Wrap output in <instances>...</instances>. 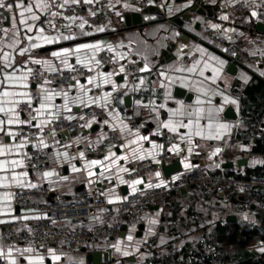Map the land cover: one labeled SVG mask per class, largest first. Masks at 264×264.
Instances as JSON below:
<instances>
[{
    "label": "crops",
    "instance_id": "1",
    "mask_svg": "<svg viewBox=\"0 0 264 264\" xmlns=\"http://www.w3.org/2000/svg\"><path fill=\"white\" fill-rule=\"evenodd\" d=\"M16 2L17 0H5V4H13V9L7 10L5 29L8 31L7 34L4 31L0 39V80L4 79L5 72L11 73L13 70L17 76L27 75L28 88L9 87L8 90L29 92L31 102L35 90L40 97V101L33 105L34 116L30 127L26 123L8 125L7 116L0 113V119L5 121V131L0 132V144L24 145L7 155L0 156V161L23 162L18 166L9 163L6 166L7 170H0V180L7 177V180L0 183V248L5 254L9 248H12L13 256L17 258L19 264H28L26 256L43 257V264L93 263L88 260L90 253L82 249L70 251L62 247L38 250L28 244L6 243L3 240L2 230L7 222L26 226L37 219L44 218V214L39 211L17 206L14 201L16 191H37L42 187H48L52 191L50 199L45 200L42 197L34 199L35 203L41 204L58 197L69 200L83 189L97 190L108 203L119 205L131 194L166 187L184 174L204 169L218 172L217 157L225 147L226 160L235 163L233 169H240L246 175L258 169L264 171V162L255 159L249 160L247 166L241 168L236 165L243 152L254 151L257 139L264 129L262 69L257 65H249L238 68L234 75L229 74L227 68L231 62L213 49L206 37L207 31H213L218 37L240 48L247 55L264 57V34L255 29L260 18L264 17V0H212V3H205L212 7V17L196 16L193 23L183 24L182 29L189 35V40L181 34L180 30L171 29L169 22H159L142 29L122 31L118 22L119 18L142 12L127 0H91V3H85V0H79L78 3H74L73 0H67V2L66 0H49L51 7L47 11L34 7L37 0H21L25 5H33V13L25 12L24 17L20 16L23 9L15 7ZM194 2L196 0L179 4L176 0H153L150 7H166L167 14L173 18ZM125 4L128 7H124ZM88 5L95 6L97 11H90L87 8ZM67 8H77L80 12L69 17L72 19L65 18L64 12ZM253 11L257 12V16L251 15ZM53 12L57 14L53 16ZM101 13H111L114 17L107 22H101ZM33 14L38 15L40 19L33 21L31 19ZM224 16L228 18L222 19ZM21 19H25L27 24H21ZM81 23H84L82 29L79 27ZM197 23L200 24L199 30L195 29ZM28 25H33L31 32L27 31ZM212 25L219 27L213 28ZM40 28L44 29L43 35L60 38L54 43L37 40ZM101 28L103 31L98 30ZM29 36L32 37L31 42L28 40ZM63 36L75 38L65 40ZM14 39L19 43L14 48L8 47ZM31 43H39L41 46L32 48ZM96 43H99L100 47L95 51L82 49L79 53L75 52L80 44ZM22 48L28 49L24 55H20ZM64 48L73 50L67 56V63L61 62L63 57L52 56L53 52ZM45 49L49 51L42 52ZM5 52L11 53L15 58L12 68L4 65L2 57ZM102 52H109L115 56L120 65L118 72L101 67ZM190 52L198 54V63L184 66L181 59ZM161 59L166 62L165 65L160 66ZM36 60L41 63H34L33 61ZM220 61L224 63L221 65ZM75 65L94 71L91 84L88 83V79L80 80L79 83L76 82L64 88H56L49 83L41 86H34L31 83V66L38 67L42 72L52 73L70 70ZM125 67L130 70L129 76L124 74ZM122 68L123 71H121ZM213 68L220 69L219 73L213 72ZM28 69H31L30 73ZM104 74H111L108 77L110 83H104ZM97 84L99 87L96 86ZM80 85H83L86 91H82ZM6 87H8L6 84L0 85V92ZM251 87L252 92L259 87L261 91L248 97L244 91ZM177 88L191 95V101L176 98ZM64 93H67L68 97L67 109L64 107ZM48 94H51L52 99L43 100L42 98ZM106 94L107 103L104 99ZM128 98L129 101H127ZM4 99L20 101L17 105L6 103L5 107H14L17 118L23 120L19 108L22 104L28 103L27 98L15 96ZM233 100L236 103H232ZM41 102L48 104L49 107L40 109L38 113L37 109L40 108ZM230 107L237 116L235 121L224 116L225 111ZM89 108L104 110V119L91 121L84 133L71 136L64 143H60L55 137L42 139L43 144L40 141L34 148L47 152L49 168L43 172L29 170L27 160L32 148L16 141L20 133L32 129L42 136L44 132L52 129L55 120L60 118L76 120ZM168 122L176 125L175 131L164 127V124ZM225 124L228 125L227 129L220 127ZM124 125L127 127L121 131ZM111 130L119 131L121 142L104 156L90 155L88 150L102 144ZM9 131L14 135L8 136ZM197 132L200 135H197ZM232 132L234 135L230 139ZM138 135L146 136L147 139L138 140ZM217 136L219 138H216ZM154 145L160 147H154ZM174 145H179V153L169 151ZM189 148L191 153L188 151ZM216 149L220 151L217 153ZM65 152L68 153L67 158L63 155ZM72 152H75V155L71 154ZM80 153H83V157ZM167 155L178 156V160L171 164L175 166L174 169L165 171L161 166L157 170L149 171L141 178L135 179L141 180L140 184H132L134 180H126L132 165L148 160L155 161L158 157ZM93 160L100 163L89 167V162ZM185 163H190L192 166L185 168ZM73 167L79 171H73ZM121 169H127V171H121ZM157 171L160 172L159 177L155 175ZM25 172L27 176H19L20 173ZM45 172L54 174L44 176ZM89 172L92 174L89 175ZM14 173L24 181L23 185L13 180ZM161 180L165 184L156 187L155 185ZM29 184L36 187H30ZM149 184L152 187H149ZM191 195L181 191L173 195L167 206L163 208L152 206L143 216V230L138 227L137 229L127 228L125 232H121L108 249L112 252L110 262H103V264H135V262L154 264L150 252L145 248L148 242L159 248L174 244L183 253L195 251L196 236L186 230L176 236L169 229V224L178 215L187 217L197 213L208 217V209L202 195L198 191H193ZM234 216L236 221L239 219L256 223L259 215L257 210H253ZM116 218L114 211L102 209L91 220L68 223L66 226L111 224ZM153 221L156 222L153 223ZM129 236L132 237L131 240L128 239ZM28 248L32 251L21 254L22 250ZM260 248H264L262 241L258 242L253 249L256 258L264 257V252L259 251ZM125 253L128 254L125 255ZM53 254L59 259L53 260ZM0 264H8V261L0 257Z\"/></svg>",
    "mask_w": 264,
    "mask_h": 264
},
{
    "label": "built area",
    "instance_id": "2",
    "mask_svg": "<svg viewBox=\"0 0 264 264\" xmlns=\"http://www.w3.org/2000/svg\"><path fill=\"white\" fill-rule=\"evenodd\" d=\"M127 1L140 11L148 9L151 5L149 0ZM202 2L209 4L212 3V0H202ZM87 8L93 12L97 11L93 5H88ZM78 12L80 10L77 8H67L64 12V17L69 18ZM113 17L114 15L111 13H101L100 21L107 22ZM159 18L169 22L171 29L180 30L179 26L172 23L171 17L167 13H163ZM260 22L264 24V17L260 18ZM6 24L7 9L0 8V39L4 35ZM206 37L210 46L225 56L231 63L235 62L242 67L249 65L261 67V78L264 82V57L247 55L240 48L218 37L213 31H207ZM181 63L184 66L197 64L198 54L195 52L186 53L182 57ZM100 65L113 72L120 70V65L115 56L109 52L101 53ZM31 69L30 80L34 86L49 83L53 87L64 88L80 80H86L88 77L94 76L93 70L80 65H75L70 70L64 72L52 73L42 72L35 66H31ZM124 74L130 75V70L127 67L124 68ZM39 101L40 97L35 90L32 102L22 104L19 108L23 120L27 121L26 124L29 127L34 116L33 105ZM104 117V110L89 108L76 120L64 118L55 120L52 129L44 132L42 136L32 129L22 131L16 141L27 144L32 148L30 157L27 160L28 169L33 172H43L49 168L47 152L34 148L42 139L55 137L60 143H64L71 136L84 133L91 121L103 120ZM233 135L234 132H232L230 139L233 138ZM259 138L264 139V129ZM120 142L121 135L119 131L111 130L105 141L99 146L89 149L88 153L95 157L104 156ZM225 150L226 147L217 157L219 164L218 172L215 173L204 169L184 174L179 179L169 183L166 187L131 194L119 205L108 203L101 192L97 190L87 191L83 189L69 200L58 197L41 204L35 203L34 199L36 197H42L45 200L50 199L52 191L48 187H42L37 191H16L14 193V201L17 206L39 211L44 214V218L37 219L26 226H21L16 222H7L4 224L2 230L3 240L8 244H28L38 250L66 247L70 251L82 249L90 254L105 253L113 240L123 232L124 226L134 229L140 227L143 224L145 212L152 206L156 205L163 208L167 206L175 193L185 191L186 194L191 195L193 192L192 188L198 187L208 208V217H203L197 213L187 217L178 215L169 224V229L176 236L180 235L183 230L196 236L195 246L199 249L201 255L196 256L191 252L183 253L174 244L170 247L159 248L148 242L145 248L150 252L154 264H226L217 243L218 229L228 223L227 218L229 216L257 209L264 211V203H256L254 199L249 198L254 190L258 188L264 189V176L247 177L246 173L240 169H223L222 166L224 164L231 162L226 160ZM71 154L75 155V152ZM239 159H247L248 161L255 159L264 162V154L248 150L243 152L239 156ZM157 160L160 161L159 164L148 160L132 165L126 175V180H135L141 178L149 171L159 169L163 165H171L178 160V156H160ZM228 192L242 196V199L232 200L228 196ZM102 209L114 211L117 217L116 220L111 224L102 223L91 226L82 224L77 227L66 226L68 223L91 220ZM262 244L264 247V232Z\"/></svg>",
    "mask_w": 264,
    "mask_h": 264
},
{
    "label": "snow or ice",
    "instance_id": "3",
    "mask_svg": "<svg viewBox=\"0 0 264 264\" xmlns=\"http://www.w3.org/2000/svg\"><path fill=\"white\" fill-rule=\"evenodd\" d=\"M67 2V0H66ZM74 3H78L79 0H73ZM153 0H149V3H152ZM85 3H91V0H85ZM15 7L18 8V9H23V11L20 12V16L21 17H24V14L25 12L27 13H33V5L31 4H28V5H25L21 2V0H17L16 4H15ZM35 8L37 9H42V10H45L47 11L50 7H51V4L49 3V0H37L36 4L34 5ZM60 7H63V5H60ZM124 7H128L127 4L124 5ZM0 8H7L8 11H11L13 9V4L9 3V4H5V0H0ZM169 11H171V9H169ZM57 13L53 12L52 15L55 16ZM94 14V13H93ZM118 14V13H117ZM252 16H257V12L253 11L251 13ZM228 17L227 16H224L222 17V19H227ZM31 19L33 21H37L40 19V17L38 15H35L33 14L31 16ZM69 19H72V18H69ZM21 24H27V21L25 19H21L20 21ZM79 27L82 29L84 27V23H81L79 25ZM213 28H216V27H219L218 25H212ZM33 29V25H28L27 26V31L28 32H31ZM99 31H103V29H98ZM5 33L7 34V29L4 30ZM39 33L40 35H38L36 37L37 40H42L44 41L45 43H54L56 42L60 37H49V36H46V35H43L44 33V29L43 28H40L39 29ZM63 39L65 40H71V39H74L75 37L73 36H63L62 37ZM28 40L31 42L32 40V37L29 36L28 37ZM19 43L18 40H13L11 44L8 45V47L10 48H14L17 44ZM30 46L32 48H39L41 45L39 43H31ZM100 47V44L99 43H96V44H80L77 46V48L75 49V52L76 53H79L82 49H92L93 51L99 49ZM28 49L27 48H22L20 49V55H24L25 52H27ZM73 50L72 49H69V48H64L62 49L61 51H58V52H53L52 53V56L54 57H63L62 59V63H67V56L72 52ZM3 61H4V65L5 67L7 68H12L13 66V63L15 61V58L11 55V53L9 52H5L3 53V57H2ZM213 59H216L215 57H213ZM34 63H41V61L39 60H36V61H33ZM79 62V60H78ZM224 62L223 61H220V64L222 65ZM143 70V69H142ZM191 70V69H190ZM28 73L31 72V69H28L27 70ZM121 71H123V68L121 69ZM220 69L218 68H213V72L215 73H219ZM163 75V73H161ZM111 74H104V83L107 84V83H110V80H109V76ZM93 77H88V83H92L93 82ZM27 80H28V76L27 75H19L17 76L15 74V70H13V72L11 73H8V72H5L4 73V79L3 80H0V85H7L8 87L5 88L4 91L0 92V113H4L6 116H7V124L8 125H12V124H23V123H27V121H24V120H20L17 118V114L15 112V108L14 107H5V104L6 103H9V104H12V105H17L20 103V101L18 100H5L4 98H9V97H15V96H20V97H25L27 98V102L28 103H31V95L29 92L27 91H24V92H15V91H10L8 90L9 87H22V88H28L29 85L27 84ZM79 83V82H77ZM97 87H99V84L96 85ZM80 88L82 91H86L84 89V86L83 85H80ZM64 98H65V104H64V107L67 109L68 107V97H67V93H64ZM43 100H48L50 101L52 99V96L51 94H48V95H45L43 98ZM105 99V102L107 103V94L105 95L104 97ZM227 100V98H226ZM83 102V101H81ZM232 103H236V101H231ZM49 107L48 104L44 103V102H41L40 103V108L37 109V112L39 113L40 112V109H45ZM50 115H54V113H50ZM4 124H5V121L0 119V132H4L5 129H4ZM87 126V125H85ZM183 126V125H181ZM189 127L191 126V122L190 124L188 125ZM127 126L124 125L122 128H121V131L124 130V128H126ZM164 127L166 128H169L170 130L172 131H175L176 130V125H174L173 123L171 122H168V123H165L164 124ZM220 127L224 128V129H227L228 128V125H221ZM197 135H200L199 132L196 133ZM7 135L8 136H13L14 133L12 132H7ZM216 138H219V136H217ZM137 139L138 140H146L147 137L146 136H137ZM41 143L43 144V141H41ZM132 143H136V141H132ZM24 145L23 144H17V145H6V144H0V156H3V155H7L8 153L12 152L14 149H20L22 148ZM45 147H47V145H44ZM154 147H160V146H157V145H154ZM135 151V150H134ZM170 152L174 151L176 153H179L180 151V147L179 145H174L172 148L169 149ZM189 153H191V148L188 149ZM220 151V149H216V152L218 153ZM215 154V153H214ZM65 156V158L68 157V153L65 152L63 154ZM81 157H83V153H80ZM114 155V154H113ZM107 159V157H106ZM11 163V165L13 166H18V165H22V161H17V160H12V161H7V160H3V161H0V170H7L6 166ZM100 163L99 161H96V160H93V161H90L89 162V167H91L92 165H95V164H98ZM155 163L159 164L160 161L159 160H155ZM192 165L190 163H185V168H189L191 167ZM73 171H79V169H76L75 167H73ZM121 171H127V169H121ZM54 173L53 172H45L43 175L44 176H52ZM92 173L89 172V175H91ZM155 175L157 177L160 176V172L157 171L155 173ZM20 177H24V176H27V173H20L19 174ZM64 179H67V177H64ZM4 180H7V177H4L2 180H0V183H3ZM13 180L17 183V184H20V185H23L24 181L19 179L18 176L14 173L13 174ZM142 183L141 180H134L132 181V184H140ZM165 182L163 180H161L157 185H155L156 187H160L161 185H164ZM28 186L30 187H36V185H32V184H29ZM149 187H152L151 184H149ZM111 202V201H110ZM245 219H247V217H245ZM156 221H153V223H155ZM129 240L132 239L131 236L128 237ZM20 251V250H18ZM32 249L31 248H28V249H24L21 251V254H23V252H31ZM50 252H53V250L49 249ZM259 251L261 252H264V248H260ZM128 253H125V255H127ZM0 257H4L7 261H8V264H19L17 258L15 256H13V249L12 248H9L8 249V252L7 254H5L4 250L2 248H0ZM25 259L28 261V264H43V260L44 258L43 257H32V256H26ZM52 259L53 260H58L59 257L58 256H55L53 254L52 256Z\"/></svg>",
    "mask_w": 264,
    "mask_h": 264
},
{
    "label": "water",
    "instance_id": "4",
    "mask_svg": "<svg viewBox=\"0 0 264 264\" xmlns=\"http://www.w3.org/2000/svg\"><path fill=\"white\" fill-rule=\"evenodd\" d=\"M188 0H176V2L183 3L187 2ZM212 7L209 5L204 4L201 0H196V2L192 3L188 8L183 10L182 12H179L175 17L171 18L172 23L176 24L180 27L181 34H184L187 40L190 39L189 35H187L184 30L182 29L183 24L188 23L191 24L194 22L196 16H208L212 17L211 13ZM163 13H167V8L164 7L163 9H159L157 7H149L146 10H143L142 12L133 13L130 16H123L119 18V24L122 31L129 30V29H142L147 25L159 23V22H167L164 19H160L159 16L163 15ZM200 24L197 23L195 25V29L199 30ZM257 32H261L264 34V24L262 22H258L255 27ZM49 51V49L42 50V52ZM165 55V53H163ZM160 66L165 65L166 62H164L162 59L160 60ZM238 68H243L242 66L238 65L235 62L230 63V65L227 68V72L229 74H235ZM175 97L180 99H185L187 101H191V95L187 94L186 91L181 90L177 88L175 90ZM129 101V98L127 99ZM225 118L229 120H237V116L233 110L232 107L228 108L225 111L224 114ZM248 160L247 159H241L238 160L236 165L238 168H241L242 166H247ZM175 165V164H174ZM173 166V165H172ZM171 165H163L162 168L167 171L170 169H174L175 166L172 167ZM234 167V163H227L223 166V169L225 170H231ZM82 189V188H81ZM183 193H186L183 191ZM228 222L234 223L236 221L235 216H229L227 218ZM140 230H143V226L141 225L139 227ZM127 230V227L124 226L122 231L125 232ZM112 252L108 250L105 253H93L88 256V260L90 263L93 264H103V262L109 263L111 260Z\"/></svg>",
    "mask_w": 264,
    "mask_h": 264
},
{
    "label": "trees",
    "instance_id": "5",
    "mask_svg": "<svg viewBox=\"0 0 264 264\" xmlns=\"http://www.w3.org/2000/svg\"><path fill=\"white\" fill-rule=\"evenodd\" d=\"M261 87H259V89L255 88L253 92L252 87L245 89L244 93L248 97H251L253 93L260 92ZM247 112H249V109H247ZM254 152L264 154V139H257V145L254 149ZM262 170L263 169H258L252 173H247V177L252 175L264 176V171ZM192 191H198V193L202 195L198 187H193ZM228 196L232 200L242 199V196H237V194L232 192H228ZM249 198L254 199L256 203H264V189L258 188L254 190ZM257 212L259 216L256 223L244 222L238 219L236 222H228L224 227H220L218 229L217 243L223 254L226 264H264V257L256 258V254L253 251L256 244L263 241L264 232V211L257 209ZM190 252L196 256L201 255L199 249L197 248L193 252L189 251L185 253Z\"/></svg>",
    "mask_w": 264,
    "mask_h": 264
}]
</instances>
